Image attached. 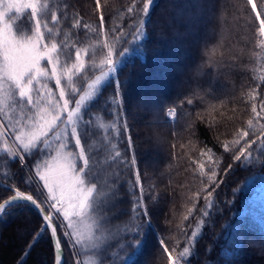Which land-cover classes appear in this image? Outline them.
I'll list each match as a JSON object with an SVG mask.
<instances>
[{
    "label": "trees",
    "instance_id": "1",
    "mask_svg": "<svg viewBox=\"0 0 264 264\" xmlns=\"http://www.w3.org/2000/svg\"><path fill=\"white\" fill-rule=\"evenodd\" d=\"M34 1V14L4 18L14 37L38 35L69 77L28 75L23 97L2 78L0 125L15 150L0 132V264H54L39 212L7 201L25 193L47 213L16 152L43 191L40 169L57 150L88 191L90 228L72 249L56 228L61 264H264L257 1L255 10L248 0ZM107 57L114 76L80 99ZM61 91L76 110L70 122ZM41 109L58 117L24 149L16 128Z\"/></svg>",
    "mask_w": 264,
    "mask_h": 264
},
{
    "label": "rangeland",
    "instance_id": "2",
    "mask_svg": "<svg viewBox=\"0 0 264 264\" xmlns=\"http://www.w3.org/2000/svg\"><path fill=\"white\" fill-rule=\"evenodd\" d=\"M255 10L253 0H248ZM264 17V6L262 0H256ZM34 0H1L0 1V96L8 93L5 80L11 82L16 88V93L23 97L28 91L23 85V79L28 75L37 76L47 73L58 83L60 78H68L69 70L57 69V64L53 59V52L50 47L41 46L38 35L28 38H16L11 32L10 25L6 22L4 15L8 11L20 12L29 9L32 14L35 12ZM114 76V64L108 57L105 61L104 69L86 81L80 99L88 98L91 93L98 88L107 75ZM5 80H3V79ZM62 100V111L66 114L67 121H72L76 110L67 107L64 101V94L60 93ZM57 111H59L57 109ZM56 113V114H55ZM168 118L173 117V112H166ZM58 112H43L42 109L31 122L28 128L17 127L15 138L19 140L24 149L30 146L41 137L48 128L55 122ZM1 127V125H0ZM2 128V127H1ZM3 130V128H2ZM4 132V130H3ZM5 133V132H4ZM7 136V135H6ZM8 138V137H7ZM9 139V138H8ZM11 143V141L9 140ZM12 147L13 144L11 143ZM14 149V147H13ZM15 150V149H14ZM16 152V151H15ZM20 165L24 168L35 188L40 195L48 217L55 224L63 236L69 249H72L75 240L89 237V219L85 220L87 214L88 191L80 184L77 175L71 170L70 163L60 150H57L49 163L42 166L41 174L38 176L43 191L37 183V179L29 175L26 165L20 155L16 152ZM251 180L247 181L250 182ZM179 260L175 256H169L167 264H178Z\"/></svg>",
    "mask_w": 264,
    "mask_h": 264
},
{
    "label": "water",
    "instance_id": "3",
    "mask_svg": "<svg viewBox=\"0 0 264 264\" xmlns=\"http://www.w3.org/2000/svg\"><path fill=\"white\" fill-rule=\"evenodd\" d=\"M0 131L3 134L7 143L9 144V146L12 148L11 143L9 142L7 137L5 136L1 127H0ZM16 200L26 201V202L31 203L34 206V208L39 212V215L42 218V220H43V222H44L46 228L48 229L49 234L52 238V244H53L54 253H55L54 264H61V248H60V244H59L58 237L56 234L55 224L53 223V221L48 217V215L42 209H40L37 206V204L35 202H33V200L29 197V195H27L25 193L16 192V195H14L12 198H10L7 202L10 203V202L16 201ZM2 207H3V205L0 206V210L2 209Z\"/></svg>",
    "mask_w": 264,
    "mask_h": 264
}]
</instances>
